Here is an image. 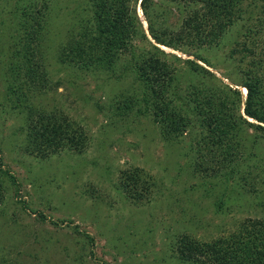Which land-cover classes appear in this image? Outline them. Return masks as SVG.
Segmentation results:
<instances>
[{"label": "rangeland", "instance_id": "374dc122", "mask_svg": "<svg viewBox=\"0 0 264 264\" xmlns=\"http://www.w3.org/2000/svg\"><path fill=\"white\" fill-rule=\"evenodd\" d=\"M42 2L52 15L48 29L52 52L69 39L72 29L87 22L95 4V0ZM134 7L148 41L136 42L134 60L132 53L122 57L114 78L112 70L82 73L51 66L47 60L52 83L41 89L34 105L81 125L88 136L82 153L70 150L48 159L30 151L24 125L30 110L17 109L7 100L8 75L0 55V264H185L172 246L179 245L182 235L199 241L239 236L244 241L249 236L244 226L264 219V179L259 176L264 139L259 131L248 125L241 129L250 140L249 176L241 161L234 170V166L213 170L217 164L203 142L216 124L195 110L210 87L240 89L239 63L229 55L252 21L231 25L196 53L163 49L166 54L161 57L175 74L170 77L174 101L193 120L172 139L151 114L140 112L146 109L144 93L133 71L125 76L119 70L131 67L149 42L156 44L141 0ZM159 10L157 27L173 26L176 7L170 4ZM260 46L264 49V35ZM188 59L197 63L199 72L211 71L215 78L194 71ZM243 94L245 101L247 90ZM132 97L141 98L140 103L128 110L125 102ZM129 171L142 177L130 192L124 185Z\"/></svg>", "mask_w": 264, "mask_h": 264}, {"label": "trees", "instance_id": "16d2710c", "mask_svg": "<svg viewBox=\"0 0 264 264\" xmlns=\"http://www.w3.org/2000/svg\"><path fill=\"white\" fill-rule=\"evenodd\" d=\"M42 1L0 0V55L6 65L5 75H8L5 84L7 100L17 109L30 110L24 122L29 149L33 154L49 159L70 150L82 153L88 146V136L81 125L67 116L46 109L38 111L34 105L41 89H49L52 83L48 58L51 66L64 65L65 69L75 68L82 73L112 70L114 78L122 57L132 53L134 60L136 42L148 41V36L134 7L140 0H95L87 22L79 23L70 32L69 39L52 52L48 44L52 15L45 10L49 7ZM170 4L176 7L177 20L171 27L158 28L156 15L159 8ZM141 8L156 44L149 42L150 47L138 54L139 59L131 67L125 70L120 67L119 70H123L125 76L133 71L139 89L144 93L142 100L146 109L140 112L151 114L163 133L172 139L184 132L188 124L192 125L193 120L185 117L174 101L176 92L171 90L174 85L170 77L175 74L173 68L169 70L161 54H166L167 47L196 53L200 47L216 42L231 25L252 21V26L244 31L243 39L235 44L229 55L239 63L240 89L221 82L225 87H210L218 90L212 92L209 89L206 96L199 90L202 98L195 106L199 116L216 124L203 142L212 156L211 161L217 164L213 170L222 166H234V170L241 161L249 176L251 152L247 143L250 140L241 129L244 125L254 127L264 139V49L260 46L264 35V0H141ZM166 15L165 12V20ZM193 61L187 60L194 65V71L202 70ZM205 72L211 75V80L215 78L211 71L199 74ZM241 88L247 90L245 101ZM140 99H127L126 108L130 110L132 104L140 103ZM120 109L123 111L122 107ZM250 119L258 123H251ZM253 157L257 155L253 154ZM231 173L226 175L228 179ZM235 174L239 179L246 178V174ZM259 174L264 179V168ZM125 176L124 185L129 192L142 180L135 172L129 171ZM249 223L244 226L243 231L249 235L244 241H240L239 236L226 241H199L184 234L179 245L172 246L185 264H264V219Z\"/></svg>", "mask_w": 264, "mask_h": 264}, {"label": "bare ground", "instance_id": "6f19581e", "mask_svg": "<svg viewBox=\"0 0 264 264\" xmlns=\"http://www.w3.org/2000/svg\"><path fill=\"white\" fill-rule=\"evenodd\" d=\"M160 47L162 48L163 46L161 45ZM244 89H245V88H244ZM244 89H243V90H244ZM244 91H245V93H246V90H244Z\"/></svg>", "mask_w": 264, "mask_h": 264}]
</instances>
